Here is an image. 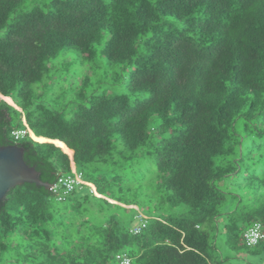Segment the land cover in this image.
<instances>
[{
  "label": "trees",
  "instance_id": "1",
  "mask_svg": "<svg viewBox=\"0 0 264 264\" xmlns=\"http://www.w3.org/2000/svg\"><path fill=\"white\" fill-rule=\"evenodd\" d=\"M0 95V146L89 185L11 189L0 264H218L220 217L264 248V0H0Z\"/></svg>",
  "mask_w": 264,
  "mask_h": 264
},
{
  "label": "rangeland",
  "instance_id": "2",
  "mask_svg": "<svg viewBox=\"0 0 264 264\" xmlns=\"http://www.w3.org/2000/svg\"><path fill=\"white\" fill-rule=\"evenodd\" d=\"M59 69H63V66H60ZM78 69H80V68H78ZM64 72H65L64 76H66L68 71H64ZM79 74H80V70H76L74 73V75H75L74 78L76 79L77 76L79 77ZM65 85L67 88L68 83H65ZM105 87L108 88V86L106 84H105ZM121 91H122L121 88H117V89L111 88L109 93L112 95H115V93L120 94ZM70 93H73V91H70ZM63 108H65V106ZM13 123L14 124L16 123V119H14ZM16 129H20V128H16ZM229 181H227V182L229 183ZM223 185L228 187V185H226V183H223ZM83 188H79L78 190L83 189L82 193L85 194L89 190V185L85 182ZM241 194H243V193H241ZM97 197L98 196H95V195L91 196L93 203H95V200L97 199ZM113 197H115V196H113ZM56 204L58 206L63 205L60 202L59 203L56 202ZM140 214L143 216H147V215L151 214V212L148 211L147 209L141 210L139 208H133V209L131 208V210L126 214V216L128 217L129 215L133 216V215H140ZM222 218L223 217L219 218L220 227H219V230L216 234L217 250L214 252L215 262L218 264H264V248L262 249L260 247V248H253L250 250V249H247L244 245H242V243L239 242L237 249H234V248H232V246L230 244L227 243V235L224 232L223 227H222V222H221ZM99 221H101V219H99ZM139 222L140 221L137 217L135 220V223L139 224ZM76 225L80 226V223L78 221H76L75 226ZM236 251H239V252H236Z\"/></svg>",
  "mask_w": 264,
  "mask_h": 264
},
{
  "label": "water",
  "instance_id": "3",
  "mask_svg": "<svg viewBox=\"0 0 264 264\" xmlns=\"http://www.w3.org/2000/svg\"><path fill=\"white\" fill-rule=\"evenodd\" d=\"M24 184H35L50 190L51 184L39 178L35 167L24 160V149L17 145L0 146V204L11 189Z\"/></svg>",
  "mask_w": 264,
  "mask_h": 264
},
{
  "label": "built area",
  "instance_id": "4",
  "mask_svg": "<svg viewBox=\"0 0 264 264\" xmlns=\"http://www.w3.org/2000/svg\"><path fill=\"white\" fill-rule=\"evenodd\" d=\"M26 130H16L12 132V136L16 141H20L27 136ZM84 184L82 173H75L73 175H60L57 181L51 186L50 191L59 201H65L66 197L73 193L77 188H81ZM259 224L248 231L246 239L249 245L256 244L258 240L263 238L260 232ZM121 264H131L127 257H117Z\"/></svg>",
  "mask_w": 264,
  "mask_h": 264
},
{
  "label": "clouds",
  "instance_id": "5",
  "mask_svg": "<svg viewBox=\"0 0 264 264\" xmlns=\"http://www.w3.org/2000/svg\"><path fill=\"white\" fill-rule=\"evenodd\" d=\"M0 98L2 99H4V97H2L1 95H0ZM16 130H26L27 132H28V134H27V136L25 137V138H27L28 137V135H29V131L26 129V128H20V129H15V130H13V131H16ZM12 131V132H13ZM12 132H11V137H12V139L15 141V142H20V141H16L14 138H13V136H12ZM25 138H23V139H25ZM22 139V140H23ZM75 173H80V172H76V171H74L72 174H60V175H73V174H75ZM59 175V176H60ZM58 176V177H59ZM58 179V178H57ZM84 184H85V181H84ZM84 184H83V186H84ZM51 185H53V184H51ZM83 186L81 187V188H83ZM50 191V190H49ZM51 192V191H50ZM75 192V191H74ZM91 193H93V191H92V189H91ZM72 194V193H71ZM70 194V195H71ZM70 195H68L67 197H69ZM67 197H66V199H67ZM57 199V198H56ZM66 199H65V201H66ZM58 200V199H57ZM59 201V200H58ZM59 202H63V201H59ZM138 219H139V224H136L135 225V227H134V229L132 230V233H136V234H138V233H140L141 232V230L142 229H144L145 228V226H146V222L143 220V217L142 216H139L138 217ZM257 224H259L260 225V227H261V230H260V232H261V234L263 235V238H261L260 240H258L257 241V243L256 244H253V245H249L248 244V242H247V239H246V234H248V231L250 230V229H252V228H254L255 227V225H257ZM264 240V228H263V225H262V223H255V224H253L250 228H248V229H246L245 230V232L243 233V241H244V243H245V245L248 247V248H252V247H255V246H257L260 242H262ZM118 256H121L120 254L119 255H117V257ZM116 257V258H117ZM124 257H127V256H124ZM129 260H130V263L132 264V261H131V258H129V257H127ZM117 260L119 261V264H121V261L117 258Z\"/></svg>",
  "mask_w": 264,
  "mask_h": 264
}]
</instances>
